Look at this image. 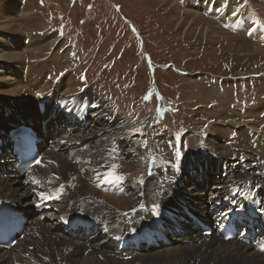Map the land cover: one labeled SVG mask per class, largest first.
I'll return each mask as SVG.
<instances>
[{
	"label": "bare ground",
	"instance_id": "obj_1",
	"mask_svg": "<svg viewBox=\"0 0 264 264\" xmlns=\"http://www.w3.org/2000/svg\"><path fill=\"white\" fill-rule=\"evenodd\" d=\"M14 1L3 0L0 3V103L3 104L0 108V147L5 151L0 155V199L13 204L28 222L26 233L17 237L18 243L10 245L11 250L0 248V264H264V251L261 250L264 240L258 238L261 222L252 217L264 212V170L231 160L222 162V168L220 163L211 162L208 165L214 166L217 174L213 181L206 182L207 170L202 168L206 163L192 164L185 172L176 170L178 166L175 169L170 162L160 160L151 169V178L170 172L177 176L169 177L159 193L154 188L161 197L158 202L147 201L148 189L143 186L128 185V188L122 176L119 180L111 178L110 174L114 172L122 173L124 153L134 152L133 145L126 138L123 146L117 137L126 136L116 132L114 125L108 127L107 121L98 124L91 117L79 124L82 118L76 116L74 121L79 125H73L70 116H63L70 109L62 113L53 107L55 102L71 99L61 98L63 95L55 93L59 92L58 83L73 88L72 83L77 78L70 74L57 75L49 60L42 61L41 71L35 60L29 59L30 53L40 54L41 44L52 38L49 34L45 35L50 38L43 40L36 36H21L22 52L26 51L24 56L18 50L9 49L14 39H8L1 32L22 31L18 20L21 13L28 12L26 5L23 4L25 7L22 8V3H18L16 8L20 15H15L12 8L4 7ZM156 1L164 3L168 0ZM189 1L180 0L184 5L193 4ZM194 4L201 7L197 13L220 18L226 29L264 41V11L260 14L255 7L244 6L237 0H194ZM197 13L184 12L192 19H206ZM222 40L226 45L227 38ZM37 44L41 48L33 50ZM47 46L50 51L51 43ZM27 59L30 61L28 65ZM15 63L21 70L14 68ZM46 71L49 75H44ZM37 81H43L41 88L51 93L40 95L36 109L26 99H11L23 91L34 98L40 90L35 88ZM75 84L76 89L82 86L78 80ZM219 94L221 92L215 90L207 100H216ZM24 106L31 112H20ZM100 107V120L108 118L106 108L102 104ZM15 110L21 119L10 120V112L17 115L13 112ZM246 110L245 113L253 119L264 110V99ZM247 118L242 116L241 122L246 124ZM61 122L62 129L54 127ZM241 122L232 120V124L237 126H242ZM22 125L31 127L44 143L43 159L28 174L18 171L15 159L6 151L11 145L9 131ZM45 125H48L46 129ZM113 129L115 133L110 136ZM232 135L231 129L229 137ZM252 141L264 154L263 141ZM76 147L83 148L84 152L76 153ZM90 149H94L93 161ZM96 155H99L97 165ZM201 179L204 182L199 184ZM239 188L244 191L240 192ZM57 191L64 192L62 203H55L51 198V194ZM254 193L261 198V204H246L247 196ZM40 206L43 207L40 209ZM230 218L238 224L241 235L251 236L257 244L249 246L238 240L223 242L219 229ZM83 225L88 226L86 233L76 230ZM205 226L217 228L218 232L208 236L204 232ZM30 247H34L33 251Z\"/></svg>",
	"mask_w": 264,
	"mask_h": 264
},
{
	"label": "rangeland",
	"instance_id": "obj_2",
	"mask_svg": "<svg viewBox=\"0 0 264 264\" xmlns=\"http://www.w3.org/2000/svg\"><path fill=\"white\" fill-rule=\"evenodd\" d=\"M190 1L193 4L184 5L180 0L164 3L156 0H15V6H4L12 8L15 15H20L16 9L18 3L28 8L18 20L22 31L1 32L8 39H14L9 49L22 52L24 45L20 37L23 35L42 40L50 38L45 34L52 37L48 43L41 44L42 48L37 44L33 50L41 48L42 51L39 50V55L30 53L29 59L35 60L41 71L42 61L49 60L57 75L68 71L66 74L77 78L82 85L77 89V80L72 83L73 88L58 83L59 92L55 93L63 95L61 98L71 97L70 101L79 103H87L88 98L91 104L95 102L106 108L108 118L100 120V107L85 119L93 117L94 123L114 125L116 132L126 136L117 137L120 143L127 138L133 145L135 153H124L122 173L112 174L127 178L130 186L148 189L149 202L161 198L154 188L159 193L169 177L177 176L170 172L151 178L152 168H149L160 160L185 172L192 164L206 163L202 167L207 170L206 182L213 181L217 174L215 167L208 165L211 162L220 163L222 168V162L231 160L264 170V154L252 141L257 139L264 144V110L253 119L245 113L264 99V41L226 29L220 18L197 13L201 7ZM237 1L263 14L264 0ZM186 10L206 19H192L184 14ZM222 38H227L226 45ZM25 52L20 54L24 56ZM29 62L27 59V65ZM13 65L21 70L18 63ZM84 72H88L89 87L78 79L80 73L86 76ZM44 75H49V71ZM42 84L43 81L36 82L35 88L40 90L32 99L24 91L11 99H26L36 109L40 95L51 93L41 88ZM148 89L150 96L145 101ZM215 90L221 92L218 101L207 100ZM23 110L31 112L25 106L20 112ZM13 112L17 115L10 112V120L21 119L19 112ZM242 116L248 117L246 124L241 122L245 119L241 120ZM75 119L70 117L73 125L82 122L78 124ZM232 120L243 124L233 125ZM62 123L54 127L60 130ZM231 129L234 135L229 137ZM114 133L113 129L109 135ZM74 151L84 152L81 147ZM89 151L93 161L94 149ZM99 155L95 157L96 165ZM203 182L201 179L199 184Z\"/></svg>",
	"mask_w": 264,
	"mask_h": 264
},
{
	"label": "snow or ice",
	"instance_id": "obj_3",
	"mask_svg": "<svg viewBox=\"0 0 264 264\" xmlns=\"http://www.w3.org/2000/svg\"><path fill=\"white\" fill-rule=\"evenodd\" d=\"M236 13H233V15H235ZM37 163H39V161H37ZM111 175V174H110ZM114 179H117V180H119V179H122V177H120V176H115V177H113ZM261 250L262 251H264V245H261Z\"/></svg>",
	"mask_w": 264,
	"mask_h": 264
},
{
	"label": "trees",
	"instance_id": "obj_4",
	"mask_svg": "<svg viewBox=\"0 0 264 264\" xmlns=\"http://www.w3.org/2000/svg\"><path fill=\"white\" fill-rule=\"evenodd\" d=\"M23 43H24V40H23Z\"/></svg>",
	"mask_w": 264,
	"mask_h": 264
}]
</instances>
